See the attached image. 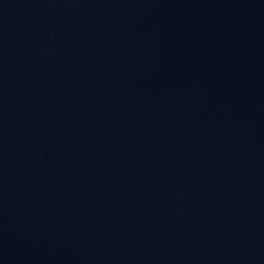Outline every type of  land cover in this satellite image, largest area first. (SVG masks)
<instances>
[{
    "label": "water",
    "instance_id": "1",
    "mask_svg": "<svg viewBox=\"0 0 264 264\" xmlns=\"http://www.w3.org/2000/svg\"><path fill=\"white\" fill-rule=\"evenodd\" d=\"M0 264H264V0H0Z\"/></svg>",
    "mask_w": 264,
    "mask_h": 264
}]
</instances>
